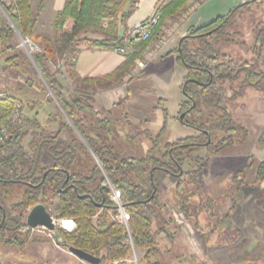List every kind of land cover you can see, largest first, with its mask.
<instances>
[{
    "label": "trees",
    "instance_id": "trees-1",
    "mask_svg": "<svg viewBox=\"0 0 264 264\" xmlns=\"http://www.w3.org/2000/svg\"><path fill=\"white\" fill-rule=\"evenodd\" d=\"M33 1L11 0L8 4L1 1V6L23 37L38 42L41 50L32 51V59L70 123L59 121L57 129L49 131L36 117H25L0 146V233L11 231L12 235L6 241L22 243L19 232L30 230L25 224L26 210L36 203H43L54 218H71L76 224L72 231L58 227L65 241L62 247L71 245L94 254L99 257L98 264L125 259L131 253V245L124 227L109 217L112 203L108 180L120 190L122 203L130 214L132 244L136 249L145 250L143 259L147 260L157 250L156 235L166 232L152 229L159 187L156 173L186 175L188 182H194L202 166L197 164L194 169L183 171L187 156L201 147L214 152L234 143L233 134L243 126L234 121L226 103L241 97L247 88L260 89L264 79V20L258 21L254 28L252 61L225 58L218 46L219 40H229L228 30L242 10L257 0H246L206 24L190 26L179 38V47L174 51L186 75L181 86L185 99L179 102L178 108L186 114L182 124L198 133L161 145L169 117L168 110L162 107L160 129L154 135L149 130L144 131L151 145L142 157L121 155L117 151L111 138L116 130L109 118V110L103 117L94 116V122L86 124L83 118L93 116L95 98L92 93L96 86L102 84L104 88H111L121 82L147 41L135 45L132 54L126 55L123 63L108 74L82 78L75 71L76 51L80 44L87 43L103 50L121 45L123 35H118L117 22L121 18L124 28V20L130 12V9L123 10L127 0H66L55 15L52 36L34 34L37 16L45 0ZM188 1L170 0L162 9L159 23L166 15L178 16ZM90 31L99 37H87L85 34ZM14 36L12 25L2 19L0 52L5 55L6 62L32 65L12 43ZM66 56L70 57L67 60L68 75L75 84L74 95L65 94L59 88L57 76L60 72L50 67L55 57L65 59ZM16 104V97L11 94L0 97V124ZM201 106L214 117H204ZM196 112L199 115L188 118ZM63 132L68 133L70 139H64ZM212 132H223L224 135L208 142ZM26 138H29L32 154L25 149ZM80 152L87 157L82 170L77 171L75 167L81 165L76 162ZM256 174L258 180H264V161L258 165ZM185 183L179 178L175 187H183ZM16 185L23 189L21 199L7 208L3 203V190Z\"/></svg>",
    "mask_w": 264,
    "mask_h": 264
},
{
    "label": "rangeland",
    "instance_id": "rangeland-1",
    "mask_svg": "<svg viewBox=\"0 0 264 264\" xmlns=\"http://www.w3.org/2000/svg\"><path fill=\"white\" fill-rule=\"evenodd\" d=\"M224 2H228L229 5H227V7H224ZM191 3L192 0H189L186 3L185 9L179 14V16L183 14V12ZM240 3L241 2L238 0H208L196 10L195 16L190 19L193 22L192 24L197 27L202 24L208 23L217 16L224 15L228 10ZM1 19H4L9 23V18L3 10L0 0V20ZM261 20H264V0H257L252 2L237 16L232 28L228 30L229 36L227 38H229V40H219L218 46L221 50V54H224L225 58H234L239 61H252L253 53L251 52V47L253 44L254 28L256 23ZM185 22L186 21H184L183 23ZM104 23L106 24V19ZM160 26L161 25L159 23L158 28H155L153 30L151 38L149 40L150 42L154 41L155 38L160 35V32L162 30ZM43 30V26H39L37 30V32H39L38 35L45 36L44 33L48 34V31L46 32ZM19 35L15 32L12 43L15 44L19 52L24 54L30 60L32 65H12L8 62L5 63L3 60L4 58L1 55L2 52H0V55L2 56V58L0 56V92H3L4 94H14L17 103L23 107L24 118L36 117L44 128L49 131H55L58 127L59 121L67 120L68 123L70 122L66 117L63 109L60 107L58 101L43 80L41 72L36 69L31 58L29 57V55L31 54V50H41L38 42L34 38L23 37L20 33ZM85 35L90 38L96 37V34L91 31L86 33ZM25 39H29V42L23 44ZM220 58L222 57L220 56ZM68 59H70L69 56H66L65 59H59L55 57V62L54 64H50V67L51 69H57L60 72V74L57 76V83L59 85V88L65 94L74 95L75 92L73 91V89L75 88V84L68 75ZM156 59L151 62L150 66L157 63ZM171 68L172 67L170 63H167L161 71L162 73L157 79H155V81L158 80L157 83H155V86L157 87V94H155L167 96L165 106L168 111L174 114L173 118L175 123H177L176 127L173 126L171 130L169 129L170 134L174 133L173 135L175 136V138L173 141H175L177 137H185L188 136V134L196 135L198 132L195 129L190 128L189 126L182 124L186 114L183 113V111H180L179 108H177V105L179 104V100H181V98L183 97V92L178 86L179 83L181 84L183 80L181 78V75L173 72L174 70ZM148 71L149 69L147 70V72ZM157 76L158 75H155L153 77ZM177 79L179 81H176ZM225 85L228 86V82H226ZM233 86H236V83H234ZM104 87L105 86H103L102 84L96 86L95 91L92 93L94 98L96 97L95 92L99 89H105ZM140 103H142V101L139 102V104ZM117 104L122 105V103ZM228 105L230 107V110H232V117L234 121L243 126L241 130H238L237 133L233 134L235 150L233 148H230L229 150L234 152L232 153L233 155L231 154L229 163L232 161L237 164L240 163V160H242L243 157L242 153L245 150H249V163H247L248 165H246L244 168L247 171L246 174L248 176H244L245 171H242L238 174H240V177H242V179L240 180L243 182L244 187H248L247 189H250L252 187H261L259 190L254 189V191L248 193L249 195H247V208L246 210L244 209L242 212H240V216L251 218V223L255 226L256 224L263 226L264 180H258L256 172L258 165L264 161V79L260 82V89H255L252 87L247 88V90L241 97H238L237 99L226 103V106L229 110ZM100 109L101 108L99 107L95 99L93 116L90 115L87 118H83V122L86 124L94 122V116L103 117L105 115V111ZM200 109L202 111L201 113H203L204 117H206L207 119L209 117H214L212 116V112H208L202 106ZM159 110L161 111V108H159ZM182 113L184 114V116L182 120H180L179 115ZM196 115L199 114L197 112L192 113L188 116V118L192 119L196 117ZM81 116H83V114H81ZM119 118L123 120L127 119L128 117L126 113L116 108L113 112V115L110 117V120L112 121L114 130H116V134H114L111 138L114 144H116L117 151L121 155H139L140 150H134L135 145H138L136 141H126L125 138L127 137H118L117 132H119L120 135H123V132L125 133L126 131H128L129 133H134L136 131L133 128L125 126V128H117L116 120L118 121ZM158 120L159 118H157V121ZM121 123L122 121L120 120L119 127ZM161 123H163V121H161ZM192 129L194 130V132H192ZM244 133L245 135L243 136ZM223 135V132H212L210 134V140L215 141L216 138ZM61 136L64 139H70V135L66 132H63ZM28 141L29 138L24 139V146L27 153L32 154V149L29 146ZM163 143L164 141L161 142V145ZM232 144L227 146H231ZM129 149H132V152ZM161 149L162 148L160 147V150ZM205 151H208L207 148L201 147L191 152L189 156H187L183 164V171L194 169L197 164H204L207 161V159H205ZM89 152L92 154V156H94L91 150H89ZM86 157L87 155L85 153H79L76 162H79L81 165L79 166V168L75 167V170H82L83 163L85 162ZM229 168L231 167L229 166ZM207 171L209 170L204 169L202 171V175L205 176L207 174ZM163 176L166 178H164ZM156 177L159 185L160 182L163 181V185H161L160 187L163 186L166 189L170 188V191L167 193H163L160 192L158 187L155 206L156 213H159L157 214V216L155 215L152 221V229H166V231L172 236L173 240L170 242L168 241L166 236L162 234L156 235L158 236V238L156 237L157 251L153 252L151 256L147 260H145L143 259L145 250L143 248H134L132 244V238L130 239L127 234L131 245V253L127 258H125L126 260H122L120 263H113V261L104 264H210L206 259L207 256L203 254L204 246H202V242L199 241L200 239L196 235L197 232H199L202 236H206L208 238V234H210V231L208 229L211 222L209 220L213 218L210 212L209 205L206 203L207 191L203 189V187H205V183H202L201 181L191 182L190 180L188 182V176L186 175L170 176L163 173L162 171H158L156 173ZM179 178L183 179L184 181H186V183L189 184H187L188 186H183L188 187L191 191L177 198L176 196H174V194L176 193V182ZM202 180H204V178H202ZM107 185L110 193V186H112V184L108 182V180ZM115 189L120 193V190L118 188ZM22 190V187L18 185L13 186L8 190H3L4 205L7 208H10L12 203L20 200ZM188 198L190 199L189 201ZM250 201L253 202L250 203ZM166 204L178 211L177 213L180 214L179 218L182 220L181 223L175 221L174 215L170 213V211L166 207ZM26 211H28V209ZM126 212L129 214L127 210ZM116 214L117 212L113 210L112 204V208L109 211V217L112 221H114V217ZM225 217L226 216L222 217L220 220H217V226H219L220 224H226L227 220ZM255 226L251 227L247 224H245V226H242L244 227V229L247 228L243 233L244 243L248 242L252 236V233L256 231ZM10 235H12L11 231L0 233V264H40V262L43 264H90L78 259L73 254L69 253L66 247L56 245L54 240L48 235V232L43 231V229L41 228L19 232L18 238L23 241L20 244L7 242L6 240H8ZM259 238L261 240L257 243V245L255 244V247H258L257 249H260L262 253L257 256V259L264 260V240L262 239L264 238V235L263 237L260 236ZM205 248H207L206 245ZM205 251H207V249H205ZM248 258H251V256H248Z\"/></svg>",
    "mask_w": 264,
    "mask_h": 264
},
{
    "label": "crops",
    "instance_id": "crops-1",
    "mask_svg": "<svg viewBox=\"0 0 264 264\" xmlns=\"http://www.w3.org/2000/svg\"><path fill=\"white\" fill-rule=\"evenodd\" d=\"M36 1L39 2V0H34L33 3H35ZM65 1L66 0H45L44 7L40 10L37 16V22L34 27V34L38 35V27L43 26V31H48V34L44 33L45 36L53 35V23L55 15L59 10L62 9ZM157 1L158 0H127L124 4L123 10L128 11L130 9V12L124 20L123 29L126 30L133 22L142 20L150 15ZM238 1L242 2L246 0ZM227 5H229L228 2H224V7H227ZM195 14L196 12L190 18L192 19ZM178 17L179 15H166L163 18L160 27L162 28L166 24L177 20ZM190 18L180 26L178 31H176L169 39L167 45L163 48L160 54L154 58H157V63L150 66L151 62L154 60L153 59L147 64L144 69L139 71L136 76L130 77L129 73L130 68L133 65L132 62L129 70L126 72L121 82L117 83L111 88L99 89L95 92V99L99 107L101 108L100 110L110 111L109 118L113 115V112L116 108L126 113L128 117L127 119L122 120L121 118H119L118 121L116 120L117 128L129 127L133 128L136 131L134 133H129L128 131H126L125 133L123 132V135H120V133L117 132L118 137H127L125 138L126 141H136L138 145H135L134 150H140V154L136 155L138 157L144 156L151 145V142L146 137L144 131L149 130L154 135L160 129L162 125L161 121H163V115L162 111H160L159 108H166L165 103L167 101V96H162L161 94L156 95L157 87L155 86V83H157L158 80L155 81V79H157L162 73L161 71L166 66V64L170 63L172 67L171 69L174 70L173 72L181 75V78L184 81L186 71L179 64L177 54L174 50L178 46L179 38L185 35L190 26H194ZM1 21L2 19L0 20V23ZM96 37L99 36L96 35ZM147 43L148 45L142 51L141 55L135 57L134 59L141 57L147 51V49L151 45L150 41H147ZM134 46L135 45L127 48L125 54H120L113 49L103 50L100 48L90 47L87 43H82L78 46L76 51L75 71L82 78L98 77L108 74L123 63L126 55L132 54V52L134 51ZM1 55L3 56V60L6 63L5 55ZM148 69L149 71L147 72ZM155 75L158 76L153 77ZM176 81L179 80L177 79ZM182 83H179L178 85L180 89ZM11 95L14 96V94ZM158 99H160V101H158ZM184 99L185 97L183 95L179 102L183 101ZM141 101L142 103L139 104V102ZM117 103H122V105ZM155 107L157 108L155 109ZM229 112L232 116V110H230ZM168 113L169 117L166 121V132H164V134L161 136V142L164 141V143L174 140V133L170 134L169 129L171 130L173 126H177V123H175L173 118L174 114L170 111H168ZM157 118H159L158 121ZM120 120L122 121V123L119 127ZM192 132H194V130ZM230 148L234 149L235 143H233L231 146L224 147L219 151H205L204 154L207 161L204 164H201L202 169L194 177V182L201 181L202 183H205V187H203V189L207 191L206 203L209 205L210 212L213 216V218L209 220L211 222L208 229L210 231V234H208V238L206 236H202L201 233L197 232V230L196 235L200 239L199 241L202 242V246H204L203 254L207 256L206 259L210 264H264V260L257 259V256L262 253L261 250L257 249L258 247H255V244L257 245V243L261 240L259 237H263L264 235V225L260 226L256 224L255 226L251 223V218L240 216V212H242L244 209L246 210L247 208L246 206L248 203V193H251L252 191H254V189L259 190L261 187H252L250 189H247L248 187H244L243 182L240 180L242 179V177H240V174H238L242 171H245L244 176H248L246 174L247 171L244 168L246 165H248L247 163H249V150H245L242 153L243 157L242 160H240V163L237 164L232 161L230 162V164L229 159L231 157V154L234 153L233 151H229ZM129 150L132 152V149ZM229 166L231 168H229ZM204 169L209 170L207 171V174L205 176L202 175V171ZM202 178H204L205 181L202 180ZM162 183L163 181L160 182L159 185L160 192H169L170 188L166 189L163 186L160 187L161 185H163ZM187 184L188 183H185L184 186L189 185ZM184 186L175 187L176 193L174 194V196L178 198L191 191L188 187ZM189 200L190 199L188 198V201ZM251 202L253 201H250V203ZM158 213L159 212L156 213V216ZM224 216H226V224H220L219 226H217V220H220ZM245 224L251 227H256V231L252 233L250 240L246 243L243 242V233L247 228L244 229V227H242L243 225L245 226ZM167 233L168 232L166 231L161 234L166 236L168 241L171 242L173 238L171 235L168 236ZM156 237L158 238V236ZM262 239L264 240V238ZM205 245L207 248H205ZM204 248L207 249V251H205ZM248 256H251V258H248Z\"/></svg>",
    "mask_w": 264,
    "mask_h": 264
},
{
    "label": "built area",
    "instance_id": "built-area-1",
    "mask_svg": "<svg viewBox=\"0 0 264 264\" xmlns=\"http://www.w3.org/2000/svg\"><path fill=\"white\" fill-rule=\"evenodd\" d=\"M1 1L8 4L10 3L11 0H1ZM169 1L170 0H158L150 15H148L146 18L142 20L133 22L123 32V36H122L123 39L121 45L113 48V50L120 54H125L127 48L142 43L144 41H149L153 30L156 28V26L159 23L162 14V9ZM206 1L208 0H192V3L187 7V9L183 12V14L178 17L177 20L172 21L169 24L163 26L160 35H158L154 41L150 42L151 45L147 49V51L141 57L134 59L133 65L131 67L132 69H130L129 76L130 77L136 76V74L139 71L144 69L150 61H152L157 55H159L160 52L163 50V48L167 45L169 39L173 36V34L176 31H178L180 25L183 24L184 21L189 19L196 12V10L200 8L201 5ZM24 41L29 42V39L28 40L25 39ZM33 50L35 51L39 49H33ZM33 50H31V52ZM6 95L7 94L0 92V97H5ZM23 118H24L23 107L20 104H16L13 111L0 124V146L3 144L5 139L10 135L12 129L21 125ZM110 187L111 188L109 193V200L113 204V210L117 212V214L114 217V221L118 222L124 227L126 233L131 239L130 228H129V214L126 212L125 207L121 201L120 193L113 186ZM166 207L168 208L170 213L174 215L175 221L181 223L182 220L179 218L180 214L177 213L178 211H176L172 207H169L168 204H166ZM56 225L57 227H60L66 231H72L76 227L74 220L71 218L56 219ZM29 228L31 230L41 228L43 229V231H47L48 235L54 240L53 232L46 229L43 226L29 227ZM122 260H126V259L116 260L113 263H120Z\"/></svg>",
    "mask_w": 264,
    "mask_h": 264
},
{
    "label": "water",
    "instance_id": "water-1",
    "mask_svg": "<svg viewBox=\"0 0 264 264\" xmlns=\"http://www.w3.org/2000/svg\"><path fill=\"white\" fill-rule=\"evenodd\" d=\"M244 2L245 1H243L241 3H244ZM8 21L12 25L15 32L19 35L18 30L14 27V25L11 23V21L10 20H8ZM117 32H118L119 36H122L123 32H124L121 18H119L118 22H117ZM178 47H179V42H178ZM29 57L31 58L36 69L40 72V69L34 63L31 54L29 55ZM183 116H184L183 113L180 114L179 119L182 120ZM209 141H210V137L208 136V142ZM25 224L28 227H37V226L45 227L46 229L53 232L54 242L56 245L65 246V241L63 240V238L61 237V235L58 231V227L56 225V219L50 213V211L47 209L45 204L36 203L35 205L31 206L25 215ZM66 248H67L69 253L73 254L74 256H76L78 259H80L82 261L88 262L90 264H98L99 263V257L94 255V254H91L89 252H86L84 250H81V249L76 248V247L71 246V245L66 246Z\"/></svg>",
    "mask_w": 264,
    "mask_h": 264
},
{
    "label": "bare ground",
    "instance_id": "bare-ground-1",
    "mask_svg": "<svg viewBox=\"0 0 264 264\" xmlns=\"http://www.w3.org/2000/svg\"><path fill=\"white\" fill-rule=\"evenodd\" d=\"M26 43L25 41L23 42V44Z\"/></svg>",
    "mask_w": 264,
    "mask_h": 264
}]
</instances>
